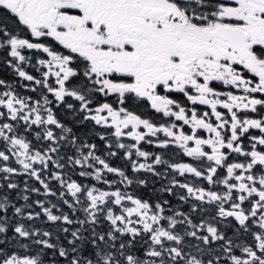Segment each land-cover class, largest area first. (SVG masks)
<instances>
[{
  "label": "snow or ice",
  "instance_id": "1",
  "mask_svg": "<svg viewBox=\"0 0 264 264\" xmlns=\"http://www.w3.org/2000/svg\"><path fill=\"white\" fill-rule=\"evenodd\" d=\"M0 64V264H264V0H0Z\"/></svg>",
  "mask_w": 264,
  "mask_h": 264
},
{
  "label": "flooded vegetation",
  "instance_id": "2",
  "mask_svg": "<svg viewBox=\"0 0 264 264\" xmlns=\"http://www.w3.org/2000/svg\"><path fill=\"white\" fill-rule=\"evenodd\" d=\"M30 71H31V69H30ZM0 78L7 79L9 81L18 80V78L14 76V73H12L11 70L6 69L2 64H0ZM22 90L23 89H20L21 92H22ZM27 94H31V93H27ZM84 127L90 130V132H91L90 137H92L91 141H93L97 144L101 143L99 141L98 137H95L94 132L92 131V125L91 124H86ZM77 128L80 130V126H77ZM95 130L100 131L101 129H99V127L97 126V128ZM143 147L145 148V150H148V151H159V149H155L151 145L145 144V145H143ZM169 155H171V152H169ZM183 159L184 160H191V158H188V157H183ZM117 163L121 164L123 162L117 161ZM144 175L150 176V174H146V173L141 174V176H144ZM154 179H155L154 177H150V180H154ZM159 187H160V184L156 183L155 188H159ZM139 194L143 195L145 198H148V196H150V195L153 197H155L156 195H161L160 193H157L155 191L149 192L147 189H143V188L139 189ZM162 195L164 196L165 199H171L174 206H179L178 202L175 200L174 197H168L167 194H162ZM184 210L185 211L187 210V206H184Z\"/></svg>",
  "mask_w": 264,
  "mask_h": 264
},
{
  "label": "rangeland",
  "instance_id": "3",
  "mask_svg": "<svg viewBox=\"0 0 264 264\" xmlns=\"http://www.w3.org/2000/svg\"><path fill=\"white\" fill-rule=\"evenodd\" d=\"M24 92V90H22V93ZM90 130L89 129H87V128H85V127H80V130H79V134L83 137V138H87V137H89L90 136ZM89 142H93V141H89ZM98 146L100 147V148H103V144H102V142L101 143H99L98 144ZM99 154V153H98ZM112 162L113 163H117V160H116V158H112ZM122 164V163H121ZM129 172H130V169H129Z\"/></svg>",
  "mask_w": 264,
  "mask_h": 264
}]
</instances>
